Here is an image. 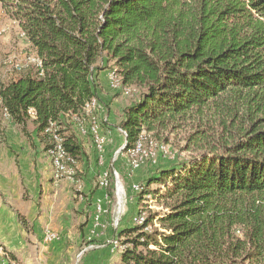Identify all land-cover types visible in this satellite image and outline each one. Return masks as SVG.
I'll list each match as a JSON object with an SVG mask.
<instances>
[{
	"label": "trees",
	"instance_id": "trees-1",
	"mask_svg": "<svg viewBox=\"0 0 264 264\" xmlns=\"http://www.w3.org/2000/svg\"><path fill=\"white\" fill-rule=\"evenodd\" d=\"M0 9L41 63L0 82V119L27 140L30 122L45 153L52 124L74 162L83 155L70 129L99 101L100 61L121 87L142 90L117 128L124 153L143 132L189 130L187 150L199 154L147 181L163 187L164 233H145L147 217L121 229L120 264H264V0H0Z\"/></svg>",
	"mask_w": 264,
	"mask_h": 264
},
{
	"label": "crops",
	"instance_id": "crops-1",
	"mask_svg": "<svg viewBox=\"0 0 264 264\" xmlns=\"http://www.w3.org/2000/svg\"><path fill=\"white\" fill-rule=\"evenodd\" d=\"M5 121V141L0 144V247L18 264H120L121 251L109 246L117 232L113 235L106 218L108 196L96 186L99 177L108 173L97 172V166L105 165L110 147L103 145L95 153L94 146L84 142L83 155L74 167L77 176L73 181L67 177L56 181L50 159L36 145L31 123L27 126L31 140H27ZM115 131L124 137L119 129ZM47 232L55 233L58 240L46 242ZM88 245L95 248L81 253ZM116 248L123 250L118 243Z\"/></svg>",
	"mask_w": 264,
	"mask_h": 264
},
{
	"label": "rangeland",
	"instance_id": "rangeland-1",
	"mask_svg": "<svg viewBox=\"0 0 264 264\" xmlns=\"http://www.w3.org/2000/svg\"><path fill=\"white\" fill-rule=\"evenodd\" d=\"M34 58V53L31 47L21 35L16 24L9 21L0 9V82L5 81L9 79L10 76L16 74L18 72L16 68H21L22 71L26 70L28 67L33 68L31 62ZM98 65L105 67V70L101 77L96 79L99 90V101L97 102V100L94 99L98 108L94 115L99 125L100 134L104 137L105 144L103 145H105L104 147H106V145L110 147V154L108 155L105 165H96L97 172L98 169H105L110 175L112 170H115L118 174L122 190V194L120 195L121 203L119 204L117 201L116 189L113 185V179L112 177L109 178V185L105 189L108 196L106 205V218L108 224L110 226L112 225L111 229L114 235L115 232L118 233L123 226H135L133 224V218L139 211H143L148 220L150 219L149 226L151 232L156 234L164 233L163 230H160V225L157 222V219L160 218L161 215L167 213L162 206V200L159 198L163 191V187H160L157 184L147 186V181L149 178L157 175L162 169L178 166L181 167L182 163L196 157L197 154H199L198 150H187L185 139L189 133L188 128L176 131L167 130L157 135L148 133L159 146H168V156L170 157L163 158L161 157V154L158 153L155 159L146 161L138 170L132 171L127 163L128 161L126 160L125 153L122 151V154H117L123 144L124 137L119 136L115 130L119 127L123 119V110L139 100L142 90L132 87L133 91L130 92V94H122L120 91L111 90V88L109 90V88H107L108 85H110L109 74L114 69V66L110 62L106 63L104 61H100ZM105 87L108 90H106ZM6 123L7 121L0 119V129L4 137L2 144L5 141L3 129L5 128ZM74 128L77 130L76 126L73 128L71 127L70 130L72 133H75L77 138H80L78 141L81 144L84 142L92 144L94 149H96L95 153H97L98 149L90 137L79 135ZM29 129H32L31 125H29ZM109 132H111V134H109ZM143 133L147 135L146 132ZM36 145L42 149L41 145L38 143H36ZM96 157V160L98 161L99 156H97V154ZM135 187H138V189ZM146 192L152 195L153 202L144 197L143 193ZM117 217H120L119 225L114 228L113 221ZM119 238L116 235L114 239L117 240L119 246H122L120 242H123L124 239ZM115 250H120L122 252L119 248H116ZM138 251H143V248L139 247Z\"/></svg>",
	"mask_w": 264,
	"mask_h": 264
},
{
	"label": "built area",
	"instance_id": "built-area-1",
	"mask_svg": "<svg viewBox=\"0 0 264 264\" xmlns=\"http://www.w3.org/2000/svg\"><path fill=\"white\" fill-rule=\"evenodd\" d=\"M36 69H41V63H36L34 66ZM110 88L111 90H116V91H121L120 87H114L111 85L110 82ZM123 94H130L126 93L124 91H121ZM30 116L34 115V112L28 111ZM78 119V126L77 131L78 134L81 136H87L89 135L92 138V141L94 142L96 148L100 149L103 144H104V138L99 134V125L96 123V121H93V110H87L85 109L84 114L81 117H77ZM86 120L88 122L86 123ZM123 136V132H121ZM50 138H51V147L47 150L49 152V159L51 162V165L55 166V173H53V178L58 181L60 180V170H62V161H69V174H67V180L73 181L75 177V165H73V159L66 153L64 146H63V141H61V136L57 133V129L51 124V130H50ZM124 146V143L118 150L117 154H121V148ZM142 152H149V159H142ZM160 153L161 157L163 158H169L170 156L165 155V152H161L158 149H149V146L147 143H145V140L143 139V133L141 136V144H140V151L137 154L138 156V167L137 168H130L131 170H137L140 168L142 164H144L148 160H153L157 157V154ZM116 154V155H117ZM113 179L114 182V187L116 189V196H117V201L120 204V195L122 194L121 186L119 183V178L118 174L115 170H112L111 174L109 173H103L99 179L97 186L101 189H106L109 185V178ZM138 189V187H135ZM97 212L100 214V207L97 206ZM145 213L142 215V219H134L133 218V224L137 226V221H142L144 219ZM119 218L117 217L113 221V227L116 228L119 225ZM145 233H150L151 229L150 228H144ZM44 240L46 242H51V241H56L58 240V236L55 233H50L47 232L44 234ZM116 243L117 240H111L109 242V245L113 248L116 249ZM95 246L88 245L86 246L81 253L87 251V250H93ZM0 264H18L16 261L11 259L9 255L0 247Z\"/></svg>",
	"mask_w": 264,
	"mask_h": 264
},
{
	"label": "bare ground",
	"instance_id": "bare-ground-1",
	"mask_svg": "<svg viewBox=\"0 0 264 264\" xmlns=\"http://www.w3.org/2000/svg\"><path fill=\"white\" fill-rule=\"evenodd\" d=\"M36 63H39V61H38L37 58H34L32 60V62H31V64L32 65H36ZM16 70L19 72L22 69L21 68H16ZM109 81L111 82L112 86L120 87L121 91H124L126 93H130V92L133 91L130 88L121 87L119 79L116 77V75H114L113 72H111L109 74ZM85 109L93 110V121H96V123L98 124L97 119L95 118V115H94V113H96V111H97V103H96V101L92 100L89 104H87ZM74 122H75V125L78 126V119L77 118L74 119ZM50 130H51V125H50V127L48 128L47 131L50 133ZM123 135H124V133H123ZM141 136H142V134L140 135V138L137 140V142L134 144V146L131 149H129L127 152H125L130 168H137L138 167V156H137V154L140 151ZM143 139L145 140V143L148 144L149 149H158L161 152H165V155L169 154L168 146H162V145L159 146L151 138V136L149 134L146 135L145 133H143ZM61 141H63L62 138H61ZM123 148H124V146L121 148V154H122ZM46 154H47V156L49 158V152H46ZM142 159H149V152H142ZM73 165H75L74 160H73ZM51 166H52L53 173H55V166H53V165H51ZM67 174H69V161H62V170H60V179H62L64 177H67ZM145 198H147L149 200L150 196L147 195V196H145ZM143 214H144V212H142V211L140 212L139 211L136 214V216L134 217V219H142V215ZM145 218H146V215L144 216V219L142 221H137V226L142 225L144 223V221H145ZM146 228H149V227H146ZM120 248H121V246H120Z\"/></svg>",
	"mask_w": 264,
	"mask_h": 264
}]
</instances>
